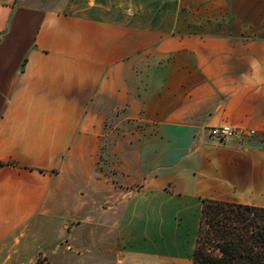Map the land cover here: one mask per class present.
I'll return each instance as SVG.
<instances>
[{
	"label": "crops",
	"instance_id": "1",
	"mask_svg": "<svg viewBox=\"0 0 264 264\" xmlns=\"http://www.w3.org/2000/svg\"><path fill=\"white\" fill-rule=\"evenodd\" d=\"M253 57L264 0H0V264H192L204 199L264 207Z\"/></svg>",
	"mask_w": 264,
	"mask_h": 264
},
{
	"label": "trees",
	"instance_id": "2",
	"mask_svg": "<svg viewBox=\"0 0 264 264\" xmlns=\"http://www.w3.org/2000/svg\"><path fill=\"white\" fill-rule=\"evenodd\" d=\"M192 264H264V207L204 199Z\"/></svg>",
	"mask_w": 264,
	"mask_h": 264
},
{
	"label": "clouds",
	"instance_id": "3",
	"mask_svg": "<svg viewBox=\"0 0 264 264\" xmlns=\"http://www.w3.org/2000/svg\"><path fill=\"white\" fill-rule=\"evenodd\" d=\"M236 89H264V61L253 57L248 61V70L232 85Z\"/></svg>",
	"mask_w": 264,
	"mask_h": 264
},
{
	"label": "built area",
	"instance_id": "4",
	"mask_svg": "<svg viewBox=\"0 0 264 264\" xmlns=\"http://www.w3.org/2000/svg\"><path fill=\"white\" fill-rule=\"evenodd\" d=\"M238 133V129L230 125H222L212 127L210 130L211 136L219 139L222 142H226ZM254 131H250L249 134H253ZM44 264H46V259L44 258Z\"/></svg>",
	"mask_w": 264,
	"mask_h": 264
},
{
	"label": "rangeland",
	"instance_id": "5",
	"mask_svg": "<svg viewBox=\"0 0 264 264\" xmlns=\"http://www.w3.org/2000/svg\"><path fill=\"white\" fill-rule=\"evenodd\" d=\"M37 264H44V257H40Z\"/></svg>",
	"mask_w": 264,
	"mask_h": 264
}]
</instances>
